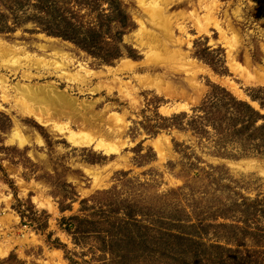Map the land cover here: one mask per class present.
<instances>
[{
	"label": "rangeland",
	"instance_id": "374dc122",
	"mask_svg": "<svg viewBox=\"0 0 264 264\" xmlns=\"http://www.w3.org/2000/svg\"><path fill=\"white\" fill-rule=\"evenodd\" d=\"M120 1L130 25L121 34V56L111 63L30 20L17 25L9 20L0 32V80L9 90L8 100L0 97V264H70L68 257L88 258L74 253L81 248L60 221L87 214L93 202L81 200L103 190H112L111 201L120 205L118 210L106 205L102 214L110 216L114 229L138 228L148 250L158 252L159 243L181 250L185 264H204V255L212 258L209 264H221L227 251L211 247L220 244L236 250L235 264L250 262L264 246H257L252 236L222 238L216 224L231 219L211 213L222 199L237 200V192L264 194V155L210 154L212 141L175 127L171 117L194 114L212 84L246 100L248 88L264 85V0H156L165 12L162 21L152 15V4ZM24 10L30 12V7ZM123 58L131 61L130 68L117 67ZM55 62L67 67L57 69ZM16 84H51L74 98L76 114L90 118L94 132L101 131L78 128L77 118L65 128L84 135L83 140L76 137L82 144H73L62 127L66 116L46 125L19 110L15 96L24 93L18 94ZM181 119L185 125L187 118ZM109 127H115L116 136H107ZM14 129L27 137V144L10 141ZM99 133L106 141L112 137L116 152L106 155L83 142ZM115 162L118 166L110 167ZM201 168L208 174L190 178ZM93 174L99 176L97 185ZM108 199L104 194L101 201ZM125 206L147 229L116 223ZM258 220L264 224L262 216ZM158 231L184 238L163 240ZM58 242L66 247L55 248Z\"/></svg>",
	"mask_w": 264,
	"mask_h": 264
},
{
	"label": "trees",
	"instance_id": "16d2710c",
	"mask_svg": "<svg viewBox=\"0 0 264 264\" xmlns=\"http://www.w3.org/2000/svg\"><path fill=\"white\" fill-rule=\"evenodd\" d=\"M26 6L30 7V12L22 11ZM19 11L22 12L17 14ZM9 20L14 25L33 21L46 33L71 41L105 63H111L121 56V34L130 25V18L120 0H0V32L7 29L4 27ZM246 93L250 100L238 98L225 87L212 84L211 91L195 108V113L189 116L185 112L174 114L171 117L173 125L212 141L213 148L209 152L216 156L264 155V85L250 87ZM251 101L256 102L258 107L253 106ZM183 117L187 118L185 125H182ZM176 145L179 146L177 142ZM204 173L208 174V171L201 168L190 178ZM111 191H96L89 198L81 200L82 204L89 200L93 202L92 206L87 207V214L75 213L62 217L60 225L62 223V227L71 235L72 243L81 248V252L74 253L81 258L89 256L81 261L68 257L70 264H185L184 253L174 247L157 243L158 252L148 250L138 238V228L125 231L114 229L110 216L102 214V208L106 205H114L115 210L120 205L117 198V201H111ZM237 193V200L233 198L227 203L222 199L215 212L211 213L214 217L231 219L216 224L221 230V237L233 241L237 235L252 236L256 238L253 242L262 247L264 224L259 225L258 217L264 218V194L257 193L250 197ZM104 194L109 196L108 202L101 201ZM62 203L63 200H60V210L67 207ZM95 206L102 211H94ZM127 207L123 216L114 218L116 223H139L137 214L129 212ZM20 217H26L25 211L20 212ZM251 225H255L257 230H253ZM138 227L147 229L146 225L140 223ZM158 232L164 235L163 240L168 237L173 240L184 238L178 233ZM54 245L55 248L66 247L60 242ZM211 247L227 251L221 264L236 263V250L233 248L220 244ZM255 252L257 256L255 254L250 262L245 259V264H264V249ZM222 257L223 253L219 258ZM203 259L204 264L212 261L210 255H204Z\"/></svg>",
	"mask_w": 264,
	"mask_h": 264
},
{
	"label": "bare ground",
	"instance_id": "6f19581e",
	"mask_svg": "<svg viewBox=\"0 0 264 264\" xmlns=\"http://www.w3.org/2000/svg\"><path fill=\"white\" fill-rule=\"evenodd\" d=\"M139 2L141 3V5H143L145 7H148L152 4V6L150 7L151 11L153 13L152 15L156 16V18H159L160 21L165 20V12L160 5L156 4V0H149V1L148 0L147 1L139 0ZM208 7H206V8H208ZM210 8L211 7H209V9ZM199 19L201 20V18H199ZM8 54H9V52H8ZM41 62H42V60H41ZM67 62H69V61H67ZM130 62H131L130 60L123 58L119 61V64L117 67L127 68V67H129ZM54 64H55V68H57V69L58 68L59 69H65L67 67L66 63H64V62H60V63L55 62ZM64 71L65 70H63V72ZM65 72H67V71H65ZM15 88L18 91V94L24 93L23 96L22 95L15 96V103L18 106L19 110L24 114L26 113V114L30 115L31 117H33L34 120H36L39 123L42 122V123H45L46 125H52L53 121L58 120V119L66 116L67 122L64 121L65 124L64 125L62 124L63 129L67 128L66 127L67 124L71 125V122L75 121V119H77V118L81 119V121L78 123V128L88 129V128L94 127V123L90 120V118H85V117L82 118L81 115L76 114L77 109L74 105L76 103V102L74 103V101H75L74 98L69 97L68 95H66L62 91H59L56 87L52 86L51 84L44 85V86H27V85L22 86V85L16 84ZM0 90H1L0 97L3 100H6L9 97V90H8V85L6 84L5 79L0 80ZM182 106H184V105H182ZM45 117H47V119ZM51 120H53V121H51ZM53 124H55V123H53ZM110 126H113V125H110ZM62 127H60V128H62ZM114 128L109 127V135L107 134V136H114L113 134H115V136H116L117 131H114L115 130ZM95 129L96 128L94 127L93 131H91V129L88 131L94 132ZM102 130H104V129H102ZM65 131H66V129H65ZM67 131H69V130H67ZM97 131H101V129H97ZM72 132L70 130L69 132L64 133V134L69 139V141L72 142L73 144H75V145L82 144L81 140H83L84 135L82 137H80L77 133L75 136V134ZM96 132H94V133H96ZM105 134L103 133V135H105ZM99 135H100V133H99ZM89 136H90L89 140H87V142L86 141H83V142L90 144V146L93 149L102 151V153H104L106 155L116 152L117 148L114 147V144H113L114 141H113L112 137H110L111 139L109 141H106V139H109V138H104L102 136V134L100 136H97V135H89ZM76 137H80L82 139L79 140V138H76ZM85 137H87V136L85 135ZM9 139H10V141L15 142L19 146H23V145L28 143L27 137L20 130H16V129H14V131L11 133ZM85 143H83V144H85ZM115 166H118L117 162L110 164V167H115ZM86 170H88V169H86ZM98 183H99L98 174H93V185H97ZM3 254H4V252H3Z\"/></svg>",
	"mask_w": 264,
	"mask_h": 264
}]
</instances>
